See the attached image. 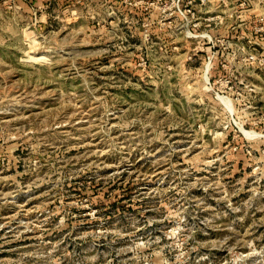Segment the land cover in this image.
I'll return each mask as SVG.
<instances>
[{
    "label": "rangeland",
    "instance_id": "rangeland-1",
    "mask_svg": "<svg viewBox=\"0 0 264 264\" xmlns=\"http://www.w3.org/2000/svg\"><path fill=\"white\" fill-rule=\"evenodd\" d=\"M0 0V264H264V1Z\"/></svg>",
    "mask_w": 264,
    "mask_h": 264
},
{
    "label": "built area",
    "instance_id": "built-area-1",
    "mask_svg": "<svg viewBox=\"0 0 264 264\" xmlns=\"http://www.w3.org/2000/svg\"><path fill=\"white\" fill-rule=\"evenodd\" d=\"M237 1H239V4H241V6L243 7L250 2L249 0H237ZM257 21H259L262 24V26L258 29L256 28L255 30L261 33V36L264 37V16L257 18Z\"/></svg>",
    "mask_w": 264,
    "mask_h": 264
}]
</instances>
